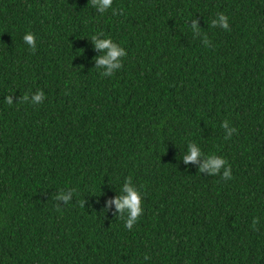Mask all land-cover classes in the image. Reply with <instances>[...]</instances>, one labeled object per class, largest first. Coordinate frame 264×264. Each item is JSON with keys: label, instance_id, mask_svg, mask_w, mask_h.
Here are the masks:
<instances>
[{"label": "trees", "instance_id": "16d2710c", "mask_svg": "<svg viewBox=\"0 0 264 264\" xmlns=\"http://www.w3.org/2000/svg\"><path fill=\"white\" fill-rule=\"evenodd\" d=\"M113 9L0 0V264H264V0ZM218 12L229 30L209 27ZM95 34L126 52L111 77ZM37 89L42 104L22 100ZM188 141L231 179L185 164ZM128 177L143 192L130 229L110 203Z\"/></svg>", "mask_w": 264, "mask_h": 264}, {"label": "clouds", "instance_id": "9594fccd", "mask_svg": "<svg viewBox=\"0 0 264 264\" xmlns=\"http://www.w3.org/2000/svg\"><path fill=\"white\" fill-rule=\"evenodd\" d=\"M91 5L101 15L105 14L110 9L113 11V13H115V9H113V0H91ZM216 26H219L225 30H229L228 17L222 12H218L216 17L212 19L209 25L210 28ZM189 27L193 35L196 36L199 34L201 36V43L207 46V36L201 32V28L197 27L195 20H193ZM89 39L101 52L99 56L95 57V68L100 70L99 75L101 77H111L114 72L118 71L122 67L121 58L126 56L124 48L119 43L113 41L110 36L95 34ZM22 41L25 45H27V48L30 51H36L37 41L34 33L31 31L25 32L22 36ZM44 99L45 94L40 89H37L31 94L30 97L27 94L22 97L23 101L29 102L32 105H40L44 102ZM4 103L7 105H13L14 101L11 96L8 95L4 97ZM220 126L225 131L224 139H228L235 131V128L230 127L229 122L226 120L222 121ZM182 156L185 164H187L189 161L195 162L198 157L201 158L197 168L200 172L206 171L209 175L213 176L219 173L223 178L231 179V169L226 159L216 156L215 154H205L202 152L200 146L195 142H187L186 151ZM74 195H76L75 189L70 188L67 190H58L55 193L53 199L55 201H63V204L67 205ZM142 196V189L133 184L131 177H128L124 180L123 184L119 186L116 196L110 201V203L113 204L116 209V215L124 221L125 228L130 229L132 225L136 223L137 220L142 216ZM57 208H59L58 205ZM253 224H255V221H253ZM144 259L147 260L148 257L145 256Z\"/></svg>", "mask_w": 264, "mask_h": 264}]
</instances>
